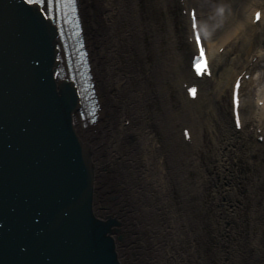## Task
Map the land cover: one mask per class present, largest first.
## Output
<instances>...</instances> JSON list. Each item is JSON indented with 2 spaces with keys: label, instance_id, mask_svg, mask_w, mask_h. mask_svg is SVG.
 Masks as SVG:
<instances>
[{
  "label": "bare ground",
  "instance_id": "6f19581e",
  "mask_svg": "<svg viewBox=\"0 0 264 264\" xmlns=\"http://www.w3.org/2000/svg\"><path fill=\"white\" fill-rule=\"evenodd\" d=\"M182 3L79 0L104 106L95 125L74 124L91 153L93 214L115 221L119 264H264V139L249 129L264 135V72L255 78L264 64V0ZM181 6L196 8L212 71L194 102L181 91L192 79L188 20L179 13L182 47L168 20ZM255 10L263 14L257 26ZM243 71L252 76L241 89L239 133L231 91Z\"/></svg>",
  "mask_w": 264,
  "mask_h": 264
},
{
  "label": "water",
  "instance_id": "95a60500",
  "mask_svg": "<svg viewBox=\"0 0 264 264\" xmlns=\"http://www.w3.org/2000/svg\"><path fill=\"white\" fill-rule=\"evenodd\" d=\"M54 36L35 7L0 0V264H119L70 126L74 90L52 80Z\"/></svg>",
  "mask_w": 264,
  "mask_h": 264
},
{
  "label": "rangeland",
  "instance_id": "374dc122",
  "mask_svg": "<svg viewBox=\"0 0 264 264\" xmlns=\"http://www.w3.org/2000/svg\"><path fill=\"white\" fill-rule=\"evenodd\" d=\"M170 16H172V17H169L168 20H169V25H170V31L172 32L171 35L173 36V38L175 40H177V38H178L177 43L179 44V47H182V42H184V37L185 36H184V33H183V28H182L181 22L179 20L178 11L175 10ZM259 30H261V31L263 30L264 31V26L260 25V28L258 29V31ZM92 62L93 61L91 59V63ZM93 71H94V68H93ZM262 72H264V64L256 72V77L259 74H262ZM262 75H264V74H262ZM260 85H261V87H263L262 90H264V82L263 81H262V84H260ZM228 95H229V92H228ZM243 99L245 100V98H243ZM228 115H229V118H230L229 108H228ZM242 116H245V115H242ZM248 117H249V115H247L245 118H248ZM127 123H128V121L125 123V125H127ZM245 222L246 221L244 220L243 223H245ZM233 260H235V259L233 258ZM238 264H241L239 260H238Z\"/></svg>",
  "mask_w": 264,
  "mask_h": 264
},
{
  "label": "snow or ice",
  "instance_id": "6c2138e0",
  "mask_svg": "<svg viewBox=\"0 0 264 264\" xmlns=\"http://www.w3.org/2000/svg\"><path fill=\"white\" fill-rule=\"evenodd\" d=\"M27 2H29V3H33V2H36V3H42L43 0H27ZM48 6H49V8H50V7H51V3H49ZM197 71L199 72V71H201V69L198 68Z\"/></svg>",
  "mask_w": 264,
  "mask_h": 264
}]
</instances>
